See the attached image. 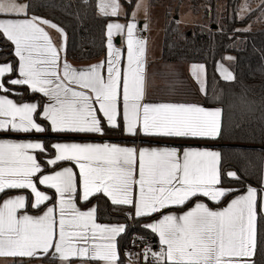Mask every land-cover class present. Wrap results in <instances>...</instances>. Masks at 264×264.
<instances>
[{
  "label": "snow or ice",
  "instance_id": "1",
  "mask_svg": "<svg viewBox=\"0 0 264 264\" xmlns=\"http://www.w3.org/2000/svg\"><path fill=\"white\" fill-rule=\"evenodd\" d=\"M32 7V0H0V38L13 45L17 58L0 62V197H5L0 200V257L122 264L119 238L134 227L133 220L142 219L148 222L140 227L158 236L159 247L125 250V258L135 255L143 264H256L258 244L264 245V239L258 242L264 232L258 233L257 211L259 199V218L264 219V187L247 186L245 194L222 209L198 201L183 214L170 211L199 196L219 203L236 191L221 185L219 151L185 145L137 148L84 139L102 137L110 129L169 140L222 135L223 109L218 106L146 99V41L136 35L135 19L136 10L146 6L134 5L126 14L127 24L107 23L106 67L101 62L84 68L68 63L64 28L30 14ZM96 7L104 17H118L121 11L120 0H97ZM234 11L233 18L241 22L257 13L264 19V3L252 8V0H241ZM45 26L61 34L59 46ZM115 36H126L123 69L125 54L113 43ZM219 69L223 80L235 81L227 67L220 64ZM203 72V65L193 66L202 85ZM21 89L42 94L47 103L25 101L22 95L13 98ZM49 132L60 136L51 145L54 157L44 163L74 162L79 182L73 167L44 174L38 159L39 153L47 154L44 140L9 138ZM227 175L240 179L236 172ZM38 184L54 189L57 201L48 203L52 196ZM14 190H30L32 198L19 192L6 195ZM100 195L114 207L128 209L127 223H98V205L86 210L77 205V199L87 203ZM41 206V215L29 214V208Z\"/></svg>",
  "mask_w": 264,
  "mask_h": 264
},
{
  "label": "trees",
  "instance_id": "2",
  "mask_svg": "<svg viewBox=\"0 0 264 264\" xmlns=\"http://www.w3.org/2000/svg\"><path fill=\"white\" fill-rule=\"evenodd\" d=\"M29 2V0H25ZM130 13L134 1L121 0ZM163 3V0H151ZM181 3L183 0H178ZM241 0H192L191 8L194 14H203L206 21L196 24L194 27L182 30L179 19L172 10L167 7L166 20L163 35V60L167 62H201L207 69V89L204 103L219 105L223 109L222 135L216 139L177 140L184 142H206L217 144L221 153V185L231 187L232 192L219 203L222 205L231 197L243 193L248 185L257 189L263 186L264 170V25L250 28L255 15L248 19L235 20V6ZM264 2V1H263ZM33 7L30 14H35L63 27L67 33V50L69 58L77 61L91 60L105 57L107 52L106 25L110 19L116 17H104L97 10V0H89L85 5L83 0H32ZM222 6V7H221ZM179 8V6L177 7ZM124 18H129L127 15ZM234 29H240L236 32ZM232 54V70L235 81H225L219 74L218 63ZM16 61L12 44L0 38V62ZM24 100L37 99L43 104L44 98L39 94H30L26 89H21L15 96ZM216 97V99H213ZM243 98V101L241 100ZM50 133V132H49ZM106 135L112 137L124 136L120 130L110 129ZM53 137H46L49 152L39 153L38 159L44 165V172L51 171L54 167L44 163L45 158L54 156L51 149ZM117 139V138H116ZM120 140V138H118ZM122 140H131L122 138ZM234 170L240 177L239 180L227 175ZM26 192L30 198L29 190H14ZM200 197V196H199ZM2 197H0L1 200ZM198 198V197H196ZM184 206L173 207L182 209L189 206L194 199ZM55 202V194L52 191V201ZM95 203L98 205L97 219L108 222L127 223L124 213L127 208L121 210L114 207L108 198L100 195L85 203L79 200V204L86 206ZM258 200V233L264 232V219H260ZM40 209H32L40 211ZM31 209V208H30ZM145 220H133V225L126 235L119 238L122 264L125 259L122 253L132 248L131 235L138 233L143 238V244H150L158 249V237L150 230L140 227ZM264 239L258 235V242ZM256 264H264V245L258 244ZM7 264H58V261L50 258H15Z\"/></svg>",
  "mask_w": 264,
  "mask_h": 264
},
{
  "label": "crops",
  "instance_id": "3",
  "mask_svg": "<svg viewBox=\"0 0 264 264\" xmlns=\"http://www.w3.org/2000/svg\"><path fill=\"white\" fill-rule=\"evenodd\" d=\"M26 3V1L24 0ZM124 8V6H123ZM122 10V8H121ZM121 13L123 11H120ZM125 12V11H124ZM119 14L118 17L110 19L109 22H119L122 24H127L129 22V18H124L126 15L125 14ZM137 22V21H136ZM46 30L49 32L50 36L53 38L54 43H56L58 46L61 44L62 39H61V34L56 30L52 29L48 26H45ZM148 30V29H147ZM164 31V28H163ZM145 31L143 30V23L140 25L137 24V29H136V35L142 38V34ZM148 36L146 41V64H145V71H146V99L150 102L153 103H160V102H171V103H193V104H200L204 106H213V107H220L219 105H210L204 103V97H205V88L207 89V69L204 63L201 62H167L163 60L162 54H163V39L162 41L156 42V45L154 44V38L152 37V34L150 30L147 31ZM163 33V32H162ZM161 33V34H162ZM113 43L115 44L116 47L121 48L124 51L125 54V59L122 60L121 67L123 69L125 63H126V36H115L113 38ZM13 49V45H12ZM108 57V49L106 52L105 57H99L91 60H85V61H77L74 59H71L67 56L66 54V59L68 63H70L73 67L76 68H84L88 67L97 63L105 62V67H106V60ZM17 60V58H16ZM230 61V59H229ZM233 61V59H232ZM199 66L203 65L204 67V72L203 76L205 79V84H201L195 75L193 74V66ZM43 96L42 94H39ZM15 98V97H13ZM44 98L43 104L47 103V98ZM16 99V98H15ZM37 99H27L25 101H32ZM221 108V107H220ZM54 135V136H50ZM60 134H54V133H44V134H33L32 137H24V136H12L9 137L11 139H16V140H21V139H42L45 141L46 137H53L51 141V145L54 144L55 142H58ZM117 138V139H116ZM120 138V140H118ZM122 138H130L131 140H122ZM87 141L91 142H110V143H116L121 146H136L137 148H142V147H152V146H164V145H185V146H196L199 148H207L208 150H214V151H219L220 149L217 144H211V143H206V142H184V141H177V140H169V139H162V138H157V137H144V136H120V137H112L110 135H104V136H90V137H85L84 138ZM55 155V153H54ZM54 156L45 158V160L50 159ZM43 168L44 165L42 164ZM54 167V166H53ZM64 167H73L74 171L77 172V176L80 180L79 177V170L78 166L75 165L74 162H67L63 165L54 167L51 171L44 172V174H51L56 170H62ZM57 168V169H56ZM230 172H235L234 170H230ZM226 189H231V187L224 186ZM248 186H253V185H248ZM255 187V186H253ZM264 187V170H263V186ZM38 188L41 191L47 192L46 190H50L49 192L53 193L56 195L55 190L48 188L47 186H41L38 184ZM247 190V189H246ZM246 190L241 193L245 194ZM30 191V190H29ZM16 193H12L14 195ZM21 194H27V193H21ZM238 194V195H241ZM235 195V196H238ZM235 196L231 197L229 200H227L224 204L222 205H214L212 204L211 200L208 198H205L203 196H200L187 207L182 208V209H174L171 208L170 211L174 214H183L185 211L190 210L192 207H194L195 203L199 202H204L207 203L208 206L212 209H218V208H223L227 206V204L230 202L231 199H233ZM259 200V199H258ZM93 204L91 203L86 206H82L79 204V199H77V205L82 209L86 210L90 208ZM260 208V207H259ZM29 214L31 215H41L42 212L44 211V208L40 211H35L29 208ZM257 211H258V204H257ZM259 212V211H258ZM159 217H154V219H158ZM98 223H103V224H114L118 222H108V221H99L97 219ZM148 221H144L143 224L147 223ZM119 223H124V222H119ZM157 236V235H156ZM158 237V236H157ZM14 257H0V261L8 263L10 262L11 259ZM59 264V262H58ZM72 264H81L80 260H75L72 262ZM87 264H103L101 261H87Z\"/></svg>",
  "mask_w": 264,
  "mask_h": 264
},
{
  "label": "rangeland",
  "instance_id": "4",
  "mask_svg": "<svg viewBox=\"0 0 264 264\" xmlns=\"http://www.w3.org/2000/svg\"><path fill=\"white\" fill-rule=\"evenodd\" d=\"M129 1H131V0H129ZM163 1L164 2L161 3L158 1L154 2L151 0H135L132 8L130 9V12H133L135 10L134 5L141 3V2L146 6V7H142L140 9L136 10L135 19H136L138 25L143 23V30L144 31H146L147 29L150 30L152 37L155 40L154 41L155 45H156V42H158L159 40L162 41V39H163V35H164L163 28L165 25L166 12H167L166 6H169V8L172 10L171 15L175 14V16H178L179 24H180V27L182 30L190 29V28L194 27V25L204 23L206 21V19H204L202 13L199 15L194 14V12L192 11V8H191L192 0H183L181 3H179L178 0H163ZM263 1L264 0H252V8L259 7L261 3H264ZM19 2H24V0H19ZM240 3H241V1H240ZM120 4H121V8H122L121 11H123L122 13L121 12L120 13L126 15L127 9L121 0H120ZM123 6H124V8H123ZM178 6H179V8H177ZM259 15H260V13H257L255 15V17L252 19V23L247 26L248 28H256V27L264 25V19H258ZM228 57L234 58V56L232 54H229L226 56L225 59L219 61V63H218L219 74H220V69H219L220 64H223L225 67H227L229 69V71H231L233 73L232 59H230V61H229ZM220 76H221V74H220ZM47 143L48 142H46V144ZM49 149L50 148L47 147L46 153L49 152ZM77 179L79 182L78 176H77ZM46 191H47V192H45L46 194L52 196V193L49 192L50 190H46ZM15 193H17V192H15ZM21 193H26V192H23V191L19 192V194H21ZM6 195L8 197L13 196L12 193L6 194ZM4 198L5 197H2L1 200ZM56 201H57V194L55 195V202ZM144 246L145 245L141 242H140V244L139 243L138 244L132 243V248L127 250V252L128 253H139L144 248ZM128 258L133 260L136 264H143L142 261H138V258L135 255H131ZM14 259L15 258L11 259L10 262H12ZM7 263H8V261H6V262L0 261V264H7ZM125 264H129V263H127V261L125 260Z\"/></svg>",
  "mask_w": 264,
  "mask_h": 264
},
{
  "label": "built area",
  "instance_id": "5",
  "mask_svg": "<svg viewBox=\"0 0 264 264\" xmlns=\"http://www.w3.org/2000/svg\"><path fill=\"white\" fill-rule=\"evenodd\" d=\"M147 36H148V32H147V30L142 34V39H144V40H146L147 39ZM137 237H141L138 233H132V235H131V241H132V243H133V241H135V243L134 244H140V240L139 239H137ZM122 255H123V258L127 261V263H129V264H136L133 260H131V259H129V258H125V252H123L122 253Z\"/></svg>",
  "mask_w": 264,
  "mask_h": 264
},
{
  "label": "water",
  "instance_id": "6",
  "mask_svg": "<svg viewBox=\"0 0 264 264\" xmlns=\"http://www.w3.org/2000/svg\"><path fill=\"white\" fill-rule=\"evenodd\" d=\"M176 19H178V16H175ZM50 136H54V135H50ZM55 137V136H54Z\"/></svg>",
  "mask_w": 264,
  "mask_h": 264
}]
</instances>
